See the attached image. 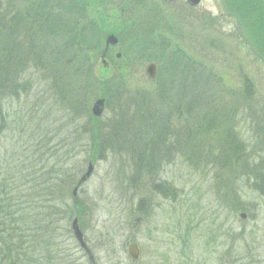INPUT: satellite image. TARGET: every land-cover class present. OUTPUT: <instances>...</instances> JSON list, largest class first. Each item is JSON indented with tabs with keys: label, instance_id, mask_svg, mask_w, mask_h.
Masks as SVG:
<instances>
[{
	"label": "rangeland",
	"instance_id": "1",
	"mask_svg": "<svg viewBox=\"0 0 264 264\" xmlns=\"http://www.w3.org/2000/svg\"><path fill=\"white\" fill-rule=\"evenodd\" d=\"M47 1L52 12L41 17L26 14L39 1H19L26 7L13 32L24 46L40 43L43 71L16 68L12 56L5 72L21 84L0 86L1 240L16 244L14 228L34 230L36 244L51 243L43 264H91L73 237L78 219L95 264H264V65L221 0L192 8L187 0H77V8L69 7L74 0ZM75 13L77 29L97 19L106 31L85 58L65 55L46 25L71 30ZM110 35L119 43L107 69L101 56ZM55 45L59 53L50 52ZM180 59L186 67L172 69ZM151 63L156 79L146 75ZM197 71L208 82L192 87ZM187 92L200 95L196 107ZM103 96L104 114L95 118ZM90 163L93 175L74 196Z\"/></svg>",
	"mask_w": 264,
	"mask_h": 264
},
{
	"label": "trees",
	"instance_id": "2",
	"mask_svg": "<svg viewBox=\"0 0 264 264\" xmlns=\"http://www.w3.org/2000/svg\"><path fill=\"white\" fill-rule=\"evenodd\" d=\"M19 1L21 0H0V86H2L3 88L9 89L10 91L11 90L15 91L16 88L21 84V82L14 81L13 79L12 80L8 79V77L11 75V71L5 72L7 63L11 62L12 56L16 59V61L13 62L16 68H19L23 71L26 69V67H28L31 64L34 66L36 70H41V67L43 66L42 64H40L39 60L40 58H42V55L44 54V49L43 47H41L39 42L37 44H32L28 42L24 46L22 45L23 40L17 41L16 38H13V32L17 26L15 24L17 21V18L15 17L16 12H18L19 10L21 11L22 9L26 7L24 6L25 4L18 5ZM37 1L39 2L34 3L36 4L35 9H30V7H28L26 9V14L29 13L31 15L41 17V16L46 15L48 12H52V10L49 7V1L47 2L46 0H37ZM74 1L75 2L73 1L71 3L69 2L70 5L69 3L66 4L64 8L68 5L71 8H77L78 5H80V3L77 0H74ZM5 2L7 3V6H4ZM28 2L31 3L30 0H27V2H25L27 6H28ZM75 14H74L75 16L72 17L70 21L71 25L73 21V24L75 26L73 27L72 25L71 30H68L66 28L65 30H62L61 32L56 31V29H53V28L55 27L57 22H50L49 19L47 20L46 25L50 27V29L48 30L50 33H56L54 34V37L58 38V40H55L54 42L59 41L61 43L62 41H64L63 44H64L65 55H70L74 53V54L79 55L80 57L83 56L85 58V56L90 52L91 49L97 50L101 46L102 42H101L100 35L102 34V37H103V33H106V31L102 28L103 26L99 24V21L97 22L96 18H95L96 20H93L94 24L93 22H91L93 26L90 27V29L87 28L88 25H85L84 27L81 26L77 29V24L75 23V21L78 15L77 13ZM66 23H69V22H66ZM95 23L98 26L95 25ZM39 24L40 26H42L44 22H39ZM29 27L30 29L28 31L31 30L37 33L38 28L36 27L32 28V26H29ZM68 31H71V32H68ZM21 35L24 36L23 33H21ZM30 37H33L31 33L28 34V38ZM57 47L58 45H55L53 49L51 48L50 52L59 53ZM143 49H146V47L144 46ZM24 63H29V64H24ZM80 65L82 64L81 63L79 64L75 72L77 74H80L83 77L82 81L85 84V81L88 75V70L86 66L80 67ZM183 65L185 66L184 61L183 59H180L171 68L176 69L178 66H183ZM20 66L23 68H20ZM26 71L27 70H25V72ZM191 71L195 73L194 69ZM197 74H198V77L194 74V79L190 80L193 83L192 87L197 85L199 81H202V84L203 82L204 83L208 82V80L203 79L200 76V72L197 71ZM188 81L189 80L184 81V83H187ZM193 81H198V82H193ZM191 82H189L190 87H191ZM111 83L112 82L110 81L106 83L107 87L110 85V88H109L110 90H112L114 88V85L116 84V83H112V84ZM99 84L101 86H104V84L102 83H99ZM59 88L60 87H57V83H52L51 89H53L57 94L61 93V90H60L61 88L60 89ZM69 88L74 89V86L73 85L69 86ZM81 88H82V85H81ZM115 88H118V87H115ZM197 88L199 87L197 86ZM166 92L170 93V91H166ZM187 94L190 96H185V97H188L190 100H192V108L194 106L196 107L198 105V101L196 98H199L200 95H195L197 97H193L191 94H189V92H187ZM107 96H106V101L108 102L109 97ZM54 168L55 167L53 166L49 171L51 177L58 176V170L60 169H54ZM41 170H43V168H41ZM49 182H50V179H49ZM14 232H15L16 244L5 243L4 241L1 240L2 234H0V264H43L41 261L42 259L45 260L46 263H50L49 261H51L52 259V250L50 251V246H49L50 242H45L43 238L44 242H41L40 244H36L35 237L33 235H30V233L32 232L35 233L34 230L31 231L27 229L25 232V236H23V232L21 228H14ZM55 236L56 235L54 233L49 234L48 236H46L45 239H49L50 241H53ZM43 246H44V250L47 251V253L44 255L37 254V252L42 251ZM53 255L59 257L58 261H60L61 258L64 259V257L59 256L58 253H55ZM49 258L50 260L48 261Z\"/></svg>",
	"mask_w": 264,
	"mask_h": 264
},
{
	"label": "water",
	"instance_id": "3",
	"mask_svg": "<svg viewBox=\"0 0 264 264\" xmlns=\"http://www.w3.org/2000/svg\"><path fill=\"white\" fill-rule=\"evenodd\" d=\"M192 5L196 6L201 0H188ZM227 15L234 19L239 27V32L243 41L247 44L251 52L264 63V0H221ZM118 44V39L114 35H110L106 39V49L115 47ZM120 55H118V58ZM102 65L107 67L105 54L102 57ZM146 74L150 79L156 77V66L151 64L146 69ZM106 101L101 98L94 102L92 106V115L95 118H101L105 111ZM94 166L89 164L87 172L80 179L78 186L75 188L74 196L78 189L85 184L93 175ZM245 218V215L241 216ZM71 229L73 236L80 247L87 253L91 264H95L94 258L91 255L85 240L84 235L80 230L78 219L72 222ZM129 255L133 260L139 258L137 245H132L129 248Z\"/></svg>",
	"mask_w": 264,
	"mask_h": 264
},
{
	"label": "flooded vegetation",
	"instance_id": "4",
	"mask_svg": "<svg viewBox=\"0 0 264 264\" xmlns=\"http://www.w3.org/2000/svg\"><path fill=\"white\" fill-rule=\"evenodd\" d=\"M188 1V0H187ZM186 1V2H187ZM187 5L190 7L191 5L189 4V2H187ZM186 5V6H187ZM190 8H192V7H190ZM124 11V10H123ZM157 72H158V69H157ZM261 120H262V122L261 121H259L260 122V124H264V116L263 117H261ZM264 129V126L262 127V130ZM250 146L252 147L251 149H253L254 150V152L252 153V152H250V153H248V155L249 154H251L252 153V155H254L255 153H258L257 151H256V145H254V144H252V143H250ZM247 155V151H243L241 154H240V161H242V159L241 158H243L244 156H246ZM251 158V157H250ZM251 165H249V167L251 168L250 169V171L249 172H256V171H258V166H257V164H256V161H254V160H252V158H251V160L249 159V161H248Z\"/></svg>",
	"mask_w": 264,
	"mask_h": 264
}]
</instances>
